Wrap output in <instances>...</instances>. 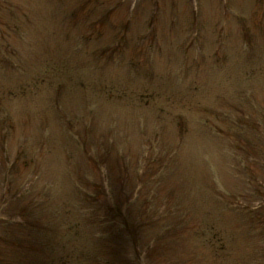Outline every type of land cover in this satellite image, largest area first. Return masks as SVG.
Returning a JSON list of instances; mask_svg holds the SVG:
<instances>
[{"label":"rangeland","instance_id":"rangeland-1","mask_svg":"<svg viewBox=\"0 0 264 264\" xmlns=\"http://www.w3.org/2000/svg\"><path fill=\"white\" fill-rule=\"evenodd\" d=\"M1 1L0 263L13 264L23 237L29 251L34 243L45 247L39 253L29 252L31 260L26 258L23 264H43L51 256L47 249L58 245L73 244L75 255L82 247L91 256L99 227L81 224L79 241L71 242L75 225L69 223L79 220V206L72 207L74 213L69 215L58 205L62 200L77 203L89 189L99 193L110 185L113 194L109 201L104 198L107 204L121 205L132 215L136 209L135 216H143L130 220L137 229V224L155 227H141L140 234L126 232L121 237L125 249L149 246L150 236L160 233L161 213L145 198L150 191L134 188L131 180L151 151L147 145L151 154L167 161L163 164L170 175L152 180L176 189L174 197L183 206L180 213H199L193 188L206 197L205 193L215 195L200 185L212 178L240 198H256L250 173L261 165L264 177V157L242 159L232 145L221 156L210 140L199 147L193 138H203V117L209 110L230 111L231 116L233 104L243 107L246 101L249 119L261 130L244 126V142L263 143L264 150V0H92L88 8L84 0ZM4 58L10 67L3 64ZM253 66H261L260 72ZM155 107L157 114L151 111ZM180 112L185 131L177 130L169 119ZM89 134L103 149L110 143L104 177L81 164L82 149L88 148L82 143ZM58 144L67 154L59 155ZM31 152L37 156L29 163L36 164L33 169L15 162ZM68 153L78 165L68 162ZM172 162L177 171L171 170ZM88 174L96 177L95 187L82 184ZM136 192L141 196L136 198ZM119 198L130 202L132 209ZM259 204L261 199L253 202ZM219 207L228 219H243L225 201ZM119 223L112 221L115 232ZM243 245L247 249L240 253L246 255L242 261L257 262V256L247 255L256 245L251 240ZM175 248L171 257H181V247Z\"/></svg>","mask_w":264,"mask_h":264},{"label":"trees","instance_id":"trees-1","mask_svg":"<svg viewBox=\"0 0 264 264\" xmlns=\"http://www.w3.org/2000/svg\"><path fill=\"white\" fill-rule=\"evenodd\" d=\"M90 1L92 0H84L82 4H85L84 6L88 8ZM1 4L2 1L0 0V9ZM1 21L4 20L2 19ZM1 21L0 24L3 23ZM5 51V49L3 50L1 48L2 54H4ZM1 60H5L3 61V64L5 63L9 67L11 66L10 62L6 58ZM254 68L257 72H260L261 70V66H255ZM146 70L148 71L149 68L142 71L145 73ZM75 83L78 86H81L79 81H76ZM59 88L60 87L58 86L57 90H59ZM165 96L166 94L163 97ZM1 105L2 99L0 98V106ZM253 107L254 106H250L251 109H253ZM160 108L162 109L161 106ZM212 109L214 112L209 110L203 117L206 122L203 127V129H205V133L202 135L203 138H201L200 135L197 138H193L194 141L197 142V146H204L203 144L210 140L209 144L216 145V148L219 150L221 156H225L231 148L229 145H232L241 154L242 159H244L245 156L248 158L253 156L255 158V154L260 155L261 158L264 157V150L262 147L263 143H258L254 146L244 142L243 127L254 126L255 129L257 128L256 124L253 123L247 115L249 107L247 109L246 104L242 107V105L234 103L233 111H231L233 114H231V116L229 113L230 111H216L215 108ZM151 111H154V108ZM183 112L187 113L185 110ZM59 113L63 112L59 111ZM155 113L157 114L158 112ZM169 119L172 120L171 125L173 124V127H176L177 130L180 129L185 131L182 112L170 116ZM248 124H251L252 126ZM257 130H261L260 126ZM257 141H261V139ZM84 143L88 148L87 150L82 149L85 151V155L83 154L81 158V164L89 167L91 171H95L97 169V173L95 174L98 176V173H101V176L104 177L103 172L109 165L107 161L109 158L108 152L110 143L104 144L105 149H103L101 148L102 144L97 142L94 139V136L90 134L87 136L86 141L83 142L82 145H85ZM94 144H99L97 151L93 150ZM58 147L61 154L62 151L67 154V150H65L63 145L58 144ZM73 151L74 149L72 148L71 153ZM71 153H68L69 155L67 156V160L69 163L74 162L73 166H76L79 161L77 159H73L74 155ZM23 155H25V153H23L22 156H18L16 159L17 161L15 162L23 161L26 163L28 169H33V167L29 166V157ZM142 161V169L138 171L135 170L138 174L137 176L134 175L133 179H131L133 182L132 186L134 188L138 186L142 191L145 189L150 191L149 198L146 196L145 198L150 202H153L151 205L157 212L161 213L158 215L159 218L162 217L160 223V233L150 236L148 239V243H150V245L143 247L142 243L141 246H139L140 249H136L135 246L133 251L125 249V244L121 241V237H125L126 232L132 230L136 234H140L139 229H141V227H145L147 229L155 227H153L154 224L152 223L146 225L147 227L142 225L139 226L137 224L139 228L137 229L134 222L130 220L133 216L135 221L143 216L141 214L135 216L136 209L132 210L134 211V215H132L131 211L123 208L121 205L114 207L112 204H107L104 198L109 201V194H113V187L110 185L109 188L106 187L104 192L99 193H96L94 190L90 191L89 189V191L84 193L85 195L83 199H79L77 203L62 200L59 204L60 206L58 205L60 210L62 208L61 211L63 213H68L69 215H73L74 213L71 211L72 207L76 208L79 206V220H73L69 223L70 227L71 225H75L70 231L71 242L73 241V243H75L79 241L80 235L77 233H79L78 229L81 228V224L86 226V223L90 222L99 227V232L97 234V239L99 240L94 242L95 247L93 246L94 249H92L91 256L84 253L82 247L79 248L80 254L78 256L75 255L72 251L74 247L73 244L70 247H66L64 245H62V247H59V245L53 247L55 244H52L53 248L47 249L51 256L47 257L45 261H43V264H225L223 259L229 260V264H245L246 260H242L246 258V255L240 256V253L245 251L244 249H247L243 248V244L244 242H249V240H251L257 248L250 250L247 255L249 257H258L257 262L252 261L249 264H264V190L261 191V184H264V177H261V165L258 170H253V172L250 173L253 179L251 180L254 181V185L256 187V198H240L239 194L237 196L236 193L225 191L222 188L217 187L218 185L216 184L215 179L212 178L209 183L200 182V185L205 186L208 190L215 193V195L205 193L207 196L209 195L206 197L202 193L199 194L196 192L192 187L194 191L193 204L200 208L199 213H180V211H183L181 208L183 206L180 204V200H178L177 197H174L176 189L169 184H162L164 183L162 180L157 181L155 184L152 180H159V176L170 175L168 168L163 164L167 161L165 162L162 160L159 155L152 156V154H148ZM240 163H242V161ZM243 166H245L244 160ZM170 167H172L171 170L177 171V169H175L177 167L175 162H172ZM149 168L150 170H148ZM87 176V181L85 182L82 180V184L86 185L87 188L95 187L97 182L96 177H91L90 174ZM149 180L152 181V184L147 186L151 183L148 182ZM160 193H162V195ZM135 195L137 198L141 196V193L136 192ZM259 199L262 200V204H259L258 206L253 205V202L256 201L258 203ZM117 200H120L123 202L124 206L132 209L130 202L127 204L128 202L121 198ZM221 200L231 206L232 210L235 211L241 218L243 217V219H240L239 221H232L231 219H228L226 211L221 210L219 207V202ZM81 201L83 202L81 203ZM171 204H173V206H171ZM143 209H145V206ZM22 211L26 213V207H22ZM177 211L178 213H176ZM18 214L20 217L22 216L19 212ZM25 216L26 215L22 217ZM176 216H178V219H174ZM112 221H120V223L117 224L119 230L117 229L116 232L111 227ZM185 224L189 225L184 227ZM16 225L21 227L22 223L17 222ZM16 225L15 227H17ZM69 226L67 227L70 230ZM76 226H78V228ZM89 226L90 225L88 224V227ZM104 226L108 228L100 231V229ZM190 230L191 232H189ZM18 231L19 229L17 232ZM182 231L185 232L183 233ZM12 232L17 233L13 229ZM115 235L118 237L117 239H114ZM23 239L19 240L20 245L19 243L18 245L21 247L18 249V259L15 256L13 257V264H23L22 261L29 258V252L39 253L42 249H45L43 245L40 244L41 246H39L34 243L33 250L29 251L26 246V242H23ZM46 242L48 243V241ZM42 243H45V241H42ZM176 246H179L182 249L181 252L183 253L180 254L181 257H171V253L172 251H175ZM257 253H259V255H257ZM0 258L3 259L1 256ZM205 258H207V260ZM36 261L38 262V259H36ZM1 264L11 263L6 260H2Z\"/></svg>","mask_w":264,"mask_h":264}]
</instances>
